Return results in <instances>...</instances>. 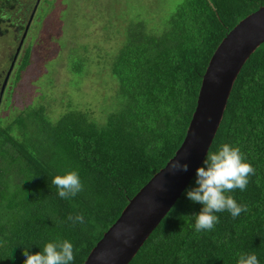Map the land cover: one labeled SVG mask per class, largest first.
<instances>
[{
	"label": "trees",
	"instance_id": "1",
	"mask_svg": "<svg viewBox=\"0 0 264 264\" xmlns=\"http://www.w3.org/2000/svg\"><path fill=\"white\" fill-rule=\"evenodd\" d=\"M212 4L183 0L157 32L130 26L111 64L120 107L104 123L81 110L53 122L42 107H29L0 125V264H24L25 249L35 254L55 239L71 241V264H83L129 199L174 155L212 54L264 0ZM224 143L238 146L255 169L246 189L231 193L248 210L235 218L216 213L214 229L197 232L203 206L185 195L195 174L129 264H237L244 253L264 264V43L237 76L209 151ZM70 169L79 170L85 188L63 199L52 180ZM81 213L84 223L68 220Z\"/></svg>",
	"mask_w": 264,
	"mask_h": 264
},
{
	"label": "rangeland",
	"instance_id": "2",
	"mask_svg": "<svg viewBox=\"0 0 264 264\" xmlns=\"http://www.w3.org/2000/svg\"><path fill=\"white\" fill-rule=\"evenodd\" d=\"M182 1L40 0L2 96L0 125L29 107H42L53 122L67 111L81 110L104 123L120 107L111 64L130 26L142 23L157 32ZM3 2L0 83L23 35L12 24L29 20L35 0Z\"/></svg>",
	"mask_w": 264,
	"mask_h": 264
},
{
	"label": "water",
	"instance_id": "3",
	"mask_svg": "<svg viewBox=\"0 0 264 264\" xmlns=\"http://www.w3.org/2000/svg\"><path fill=\"white\" fill-rule=\"evenodd\" d=\"M40 3L36 0L0 88V104L22 43ZM264 43V5L241 19L221 40L202 75L195 110L174 155L129 199L83 264H129L175 204L205 159L222 122L231 90L243 65ZM180 160L187 171L171 172ZM130 229L125 232L124 229ZM122 233L119 238L115 235ZM125 240L129 242L124 243Z\"/></svg>",
	"mask_w": 264,
	"mask_h": 264
},
{
	"label": "clouds",
	"instance_id": "4",
	"mask_svg": "<svg viewBox=\"0 0 264 264\" xmlns=\"http://www.w3.org/2000/svg\"><path fill=\"white\" fill-rule=\"evenodd\" d=\"M211 7L215 8L212 0H209ZM162 142L157 147H162ZM171 172L187 171L188 165L182 164L180 160L170 165ZM255 174V169L251 163L246 162L245 155L238 146L224 143L217 151H208L203 166L196 169L195 186L185 190L187 198L200 203L203 207L196 214L195 230L211 231L219 223L216 213L227 211L233 218L247 211V205L238 204L231 195L233 191L239 189L244 191L249 183V177ZM52 184L58 189L60 198L67 199L75 197L84 191L85 185L82 182L78 169H70L62 175H56ZM68 220L73 224L84 223L83 214L69 216ZM125 232L130 229H124ZM122 233L117 232V238ZM125 240L124 243H128ZM26 258L24 264H71L74 260L73 243L67 239H55L46 243L40 252L30 254L27 249L23 251ZM237 264H260L255 253H244L239 256Z\"/></svg>",
	"mask_w": 264,
	"mask_h": 264
},
{
	"label": "flooded vegetation",
	"instance_id": "5",
	"mask_svg": "<svg viewBox=\"0 0 264 264\" xmlns=\"http://www.w3.org/2000/svg\"><path fill=\"white\" fill-rule=\"evenodd\" d=\"M4 1L7 3L9 0H4ZM6 3H5V5H6ZM34 5H35V4H33L31 11L33 10ZM27 21H28V20H27ZM26 23H27V22H26ZM26 23L24 24V27H23V24H18V22H17L16 24H12V25H14V28H15L16 31H18V32H22V33H23L24 28H25V26H26ZM21 37H22V35H21ZM21 37H20V39H21ZM20 39H19V41H20ZM13 56H14V55H13ZM13 56L10 57V63L12 62ZM10 63H9V66H10ZM9 66H8V68H9ZM14 66H15V65H14ZM8 68H7V70H8ZM13 68H14V67H13ZM7 70H6L5 73H4L3 79H4V77H5L6 73H7ZM3 79H2V81H3ZM8 80H9V79H8ZM7 83H8V82H7ZM1 85H2V82L0 83V88H1Z\"/></svg>",
	"mask_w": 264,
	"mask_h": 264
}]
</instances>
